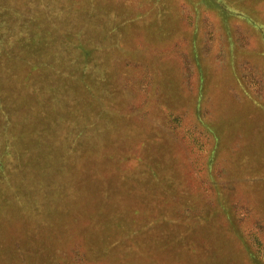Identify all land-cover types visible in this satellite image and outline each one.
Returning a JSON list of instances; mask_svg holds the SVG:
<instances>
[{"label":"rangeland","instance_id":"374dc122","mask_svg":"<svg viewBox=\"0 0 264 264\" xmlns=\"http://www.w3.org/2000/svg\"><path fill=\"white\" fill-rule=\"evenodd\" d=\"M2 31L8 115L55 86L74 160L47 201L7 158L0 264H264V0H0ZM46 40L86 63L35 76Z\"/></svg>","mask_w":264,"mask_h":264},{"label":"trees","instance_id":"16d2710c","mask_svg":"<svg viewBox=\"0 0 264 264\" xmlns=\"http://www.w3.org/2000/svg\"><path fill=\"white\" fill-rule=\"evenodd\" d=\"M82 32L81 34L84 33ZM80 38L81 37H78V40H80ZM6 39V33H3V31L0 32V61L3 60L1 59L2 56L6 55L10 48L8 47L7 50V45L5 46V44L7 43ZM3 46H5V49ZM66 46L67 49H74L75 47H79L80 51L84 53L87 49L83 41H79V43L77 42V45L72 44ZM34 48L37 50V52L33 56L39 57V61L28 62V64L30 65V71H33L36 76L38 70H41L42 67H45L49 69L48 71L52 72L51 74H48L50 76V81H56L58 77H61L59 75L60 72L63 73L65 70H68L70 68L71 70H73L78 66L81 68L82 64L86 63L84 61H75L73 60L74 58H71L72 60H65L59 54V47L53 40H46L42 45L38 44V46ZM87 52L89 55L90 49H88ZM16 54L25 55V51L20 49L16 51ZM20 57L18 59H21ZM1 69L4 68L1 67ZM82 75L85 76V73L83 72ZM1 81L2 80L0 76V82ZM73 82L74 81H67L65 85L69 88L70 85L74 86L75 83ZM39 83L40 86L33 87L32 89L27 88L26 96L29 98L30 103L34 106V110L25 111L28 116V119L26 118L24 121L25 124H23L22 118L11 120L10 117L13 116H11L10 114L8 115L9 109L7 104L13 97L6 91V89L4 90L3 88H0V157L2 158V156L5 155L2 163L0 162V168H5V164H7V158L14 157L15 155H20L19 161L21 163H18L19 165L23 164L26 167L25 169L28 171L34 169V172H38L39 174L41 173L40 176L44 183L43 196L47 201H49L52 200L56 195V189L58 188V186H60V181L55 179V176L68 175V169L61 166L63 165V160H65L68 165L70 162L72 163L74 159H72L73 155L69 153L68 158L62 156V150L60 149L59 152V145H57L59 138L61 139L64 130V124L62 121L65 120V118H68L65 112L66 109H64L61 103L58 104L54 101H50V97L47 98L49 99L48 102H46L45 100V97L49 96L48 88L53 89L55 86H48V84H45V82L41 81ZM79 83L84 84L82 78L81 81H77L76 84L79 85ZM28 86L29 84L27 85V87ZM56 87L57 92L54 93H57L58 95L60 94L59 96H61V101V99L66 95H63V92L61 91L58 92V85ZM37 100L39 104H41L40 108L35 104ZM76 108H78V106ZM13 114L14 113H12V115ZM15 115H17V113H15ZM10 120L11 122L9 123ZM7 122L10 131L8 130ZM37 147H42V152L40 154H36L33 150ZM63 153L65 155V152ZM31 180H33L32 177L28 179L29 184ZM19 188L20 187H17L16 189Z\"/></svg>","mask_w":264,"mask_h":264}]
</instances>
